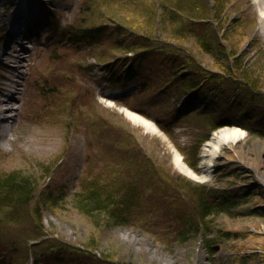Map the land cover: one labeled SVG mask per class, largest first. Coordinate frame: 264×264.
<instances>
[{"label": "rangeland", "instance_id": "obj_1", "mask_svg": "<svg viewBox=\"0 0 264 264\" xmlns=\"http://www.w3.org/2000/svg\"><path fill=\"white\" fill-rule=\"evenodd\" d=\"M22 1L26 4L23 12L31 15L19 24L23 31L11 40L9 17ZM194 2L0 0V98H4L5 88L12 89L13 97L9 104L0 102V175L21 170L34 174L40 182L29 207L30 219L20 228L22 233L16 234L17 241L41 231L47 235L36 242L50 238L93 248L116 264H242L243 256L248 259L245 264H264V218L241 213L243 208L264 207V137L237 125H224L240 127L245 136L220 150L209 178L194 179L177 169L174 157L179 152L188 164L185 156L202 137L201 129L174 121L175 105L171 102L161 101L159 107L151 104L165 86L163 50L191 51L192 61L216 71L221 68L214 61L218 58L204 52L193 34L179 27L182 18L172 20L163 5L195 17L187 19L196 24L202 20L210 23L220 45L235 51L233 57L242 56L243 72L257 78L258 92L264 94V34L254 0ZM163 12L170 20L162 17ZM73 24L75 29L119 25L131 36L152 37L153 46L135 76L126 70L123 81L110 82L112 73L97 63L114 62L118 76L120 64L135 51L126 52L112 38L95 46L86 40L74 44L67 35ZM16 48L18 58H13L10 52ZM16 64L18 69H13ZM11 104L13 108L8 109ZM121 107L154 121L159 132L133 122ZM249 112L258 116L264 106L250 104ZM152 117L168 123L167 131ZM205 144L197 167L191 166L197 172ZM89 173L102 174V183L120 190H124L122 184L144 178L140 180L145 183L144 204L135 219L112 225L105 213L97 220L86 216L73 198L81 188V179ZM187 181L220 188L249 185L252 194L231 212L212 214L206 231L203 227L183 238V226L175 215L185 206L178 186L185 187ZM45 189L57 200L53 206L50 197L41 195ZM38 211L41 215L35 217ZM209 240L215 248L213 254Z\"/></svg>", "mask_w": 264, "mask_h": 264}, {"label": "trees", "instance_id": "obj_2", "mask_svg": "<svg viewBox=\"0 0 264 264\" xmlns=\"http://www.w3.org/2000/svg\"><path fill=\"white\" fill-rule=\"evenodd\" d=\"M185 1L188 0H179L181 4ZM191 3H195L194 0H191ZM163 6L172 20L182 18L178 20L179 27L186 33H192L196 44L207 54L218 58L214 61L221 67L220 71L205 68L191 60V51H184L181 48H178L179 54L172 47L161 52L166 57L164 64L167 69L162 81L165 86L157 92L151 104L159 107L161 101L171 102V105H175L174 121L178 124L188 123L201 129L202 137L193 144L194 147L190 149L188 156H185L188 164L193 168L197 167L201 145L210 138L214 130L224 125H237L250 134L264 137V112L258 116L249 112L250 104L258 102L264 106V94L258 92L261 89L257 78H250L249 74L243 72L242 56L233 57L235 51L229 52L220 45L218 34L211 28L210 23L202 20L196 24L187 19L195 17L181 14L178 9L168 5ZM156 7L152 8L153 12ZM191 10V13H195L192 7ZM161 15L170 20L168 16H165V12ZM76 28L74 24L70 25L67 33L74 44L86 40L95 46L112 38L115 42H119L120 48L126 52L135 51L134 56H130L128 61L120 64L122 71L118 76L114 72V62L97 63V65H106L108 73H112L109 76L110 82L123 81L126 70H129L131 77L135 76L146 58L145 54L153 46L152 37L131 36L119 29V25L114 27L107 24L86 25L81 28L76 26ZM55 49L57 48L54 47V51ZM239 70H242L243 77H240ZM152 118L167 131L168 123L164 124L160 117ZM230 173L227 174L230 175ZM101 176L102 174L94 176L89 173L81 179V188L73 198L78 208L94 220L98 215L105 213L106 221L112 225L126 224L135 219L137 210L144 204L145 183L142 184L140 181L144 178L137 177L133 182L122 184L124 190H120L112 184L102 183ZM185 184V187L178 186L182 193L179 195L183 198L182 203L184 201L185 206L175 215V219L183 226L181 229L183 238L197 230L201 231L203 227L206 231L212 214L231 212L247 202L252 194V187L249 185L241 189L220 188L201 183L194 185L189 181ZM39 185V178L21 170L0 175V264H116L98 255L93 248H81L50 238L36 242L39 237L47 235L41 231L33 232L30 239L26 241L16 240V234L22 233L19 231L20 228L30 219L29 207ZM47 190L50 189H45L41 195L51 198ZM50 201L51 206L57 203L56 198H51ZM241 213L264 218V207L243 208ZM38 214L41 215L39 212L34 216L38 217ZM99 222H101L100 219ZM30 241L33 243L30 244ZM211 242L212 240H209L207 244L210 253L213 254L215 248ZM36 252L37 255H34ZM242 259V264L248 260L244 256Z\"/></svg>", "mask_w": 264, "mask_h": 264}, {"label": "bare ground", "instance_id": "obj_3", "mask_svg": "<svg viewBox=\"0 0 264 264\" xmlns=\"http://www.w3.org/2000/svg\"><path fill=\"white\" fill-rule=\"evenodd\" d=\"M255 4L259 10L260 16V27L261 31L264 34V0H254ZM26 7L25 1L22 3H17L15 8L12 11V15L9 17L11 26L13 27L11 33V40L16 39V37L22 32L21 26L19 25L21 22H24L26 18H28L31 13L24 14V8ZM11 44L8 45L10 47ZM19 49H13L10 53L13 58H18L17 53ZM21 60H16L19 63ZM19 65L16 64L13 69H18ZM6 91L2 93L4 98H0V102L3 103H11L13 101V97L11 96V88H5ZM8 109L13 108L12 104L8 105ZM123 113L126 114L128 118H130L133 122L142 125L147 131L151 132H159V127L157 124L148 119L147 117L130 110L127 107L120 108ZM7 110V109H6ZM245 136V131L237 126H222L219 127L212 135L211 139L206 141L202 160H201V170L197 172L190 165H188L182 158V155L179 152H175V165L179 171L182 173L198 180H205L209 178L212 174L214 161L218 157L220 150L230 144L237 143Z\"/></svg>", "mask_w": 264, "mask_h": 264}]
</instances>
